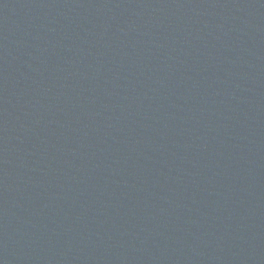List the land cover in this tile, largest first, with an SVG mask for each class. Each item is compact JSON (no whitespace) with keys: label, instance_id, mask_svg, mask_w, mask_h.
I'll return each instance as SVG.
<instances>
[{"label":"water","instance_id":"95a60500","mask_svg":"<svg viewBox=\"0 0 264 264\" xmlns=\"http://www.w3.org/2000/svg\"><path fill=\"white\" fill-rule=\"evenodd\" d=\"M0 264H264V0H0Z\"/></svg>","mask_w":264,"mask_h":264}]
</instances>
